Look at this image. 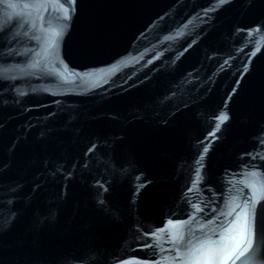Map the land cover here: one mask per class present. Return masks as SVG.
<instances>
[{"label":"water","instance_id":"1","mask_svg":"<svg viewBox=\"0 0 264 264\" xmlns=\"http://www.w3.org/2000/svg\"><path fill=\"white\" fill-rule=\"evenodd\" d=\"M0 264H264V0H0Z\"/></svg>","mask_w":264,"mask_h":264}]
</instances>
